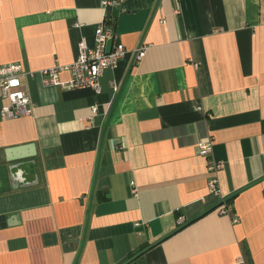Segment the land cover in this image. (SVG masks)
Instances as JSON below:
<instances>
[{
	"label": "crops",
	"instance_id": "obj_1",
	"mask_svg": "<svg viewBox=\"0 0 264 264\" xmlns=\"http://www.w3.org/2000/svg\"><path fill=\"white\" fill-rule=\"evenodd\" d=\"M101 1L0 0L31 111L0 118V151L35 152L0 185V264H264V0ZM100 23L126 54L98 92L43 86Z\"/></svg>",
	"mask_w": 264,
	"mask_h": 264
},
{
	"label": "built area",
	"instance_id": "obj_2",
	"mask_svg": "<svg viewBox=\"0 0 264 264\" xmlns=\"http://www.w3.org/2000/svg\"><path fill=\"white\" fill-rule=\"evenodd\" d=\"M102 6L109 4L108 0H102ZM112 39L110 29L103 23L95 26L93 31V44L91 48L85 45L83 39L77 44V55L72 63L65 66H53L38 71L37 76L43 86H60L62 88L82 89L90 88L95 93L98 92V80L107 69L114 68L124 57L126 50L120 43L111 45L106 49V43ZM134 59L140 61L143 56V48L137 47L134 51ZM67 72L69 79L66 82L60 81V72ZM25 73L19 64H9L0 67V99L4 103L0 107V118L16 119L30 115L29 99L24 91L21 80ZM28 76H31L30 74ZM115 88L114 85H112ZM92 112L95 107H92ZM198 155L206 157V168L209 174L207 180V190L210 194L217 193L215 174L220 169L221 164L213 161L209 157L211 151L210 142H198L196 144ZM130 193H134L132 183H129ZM219 214L231 215L230 205L223 204ZM179 220V219H178ZM231 223H237V219L232 214ZM138 226V224H135Z\"/></svg>",
	"mask_w": 264,
	"mask_h": 264
},
{
	"label": "water",
	"instance_id": "obj_3",
	"mask_svg": "<svg viewBox=\"0 0 264 264\" xmlns=\"http://www.w3.org/2000/svg\"><path fill=\"white\" fill-rule=\"evenodd\" d=\"M34 155L35 152L31 145L0 151V185L4 179H8L12 187L15 180H19V177H23L24 174H27L30 170L34 169L35 163L33 160H30ZM12 170H15L16 172L12 174ZM138 254L128 259L127 262L136 258Z\"/></svg>",
	"mask_w": 264,
	"mask_h": 264
},
{
	"label": "trees",
	"instance_id": "obj_4",
	"mask_svg": "<svg viewBox=\"0 0 264 264\" xmlns=\"http://www.w3.org/2000/svg\"><path fill=\"white\" fill-rule=\"evenodd\" d=\"M231 201V197H229L228 199H226V202L225 204H229ZM132 255L129 256V258L131 257ZM140 258V254L137 256V258L133 259L129 264H138V259Z\"/></svg>",
	"mask_w": 264,
	"mask_h": 264
}]
</instances>
